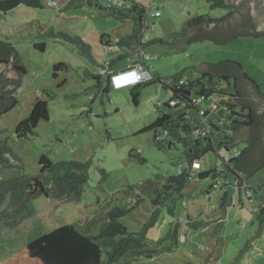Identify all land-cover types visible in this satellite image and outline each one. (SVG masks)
Listing matches in <instances>:
<instances>
[{
  "label": "rangeland",
  "instance_id": "obj_1",
  "mask_svg": "<svg viewBox=\"0 0 264 264\" xmlns=\"http://www.w3.org/2000/svg\"><path fill=\"white\" fill-rule=\"evenodd\" d=\"M69 1L0 0V39L14 45L26 68L16 90V106L0 116V145L13 149L22 165L10 158L13 166L0 168V179L37 174L42 154L52 161L89 162L88 182L79 201L62 203L41 195L30 201L26 214L15 218L20 221L14 227L0 226V264H38L25 256L30 240L64 224L88 226L96 233L106 219V204L138 194L144 198L141 206L122 222L129 231L139 232L153 211L148 198L151 186L160 188L166 177L188 165L182 141L162 136L158 128L165 143L159 147L154 130L142 131L163 112L173 114V108L157 106L170 98V90L154 82L141 89L134 104L131 84L115 86L106 80L113 71L130 67V59L124 57L107 67L106 61L117 53L108 51L99 37L102 33L113 38L129 34L132 20L108 16L86 3L68 6ZM139 1L148 5L147 35L166 42L147 48L158 55L153 62L155 74L170 76L183 71L184 78L192 80L200 76L195 70L200 63L233 60L264 93V35L239 36L225 43L206 39L176 47L171 34L187 19L220 17L226 11L211 9L205 0ZM97 2L110 6L107 0ZM156 10L160 14L153 17ZM51 33L80 37L90 46L93 60L84 57L73 42L54 39ZM39 42L45 43L44 51L33 47ZM58 62L65 66L54 77L53 66ZM97 75L99 81L94 78ZM37 99L47 101L48 120L38 122L34 135L17 138L16 125L28 116ZM196 118L203 123L201 117ZM181 135L188 137L184 131ZM236 146L241 150L248 143L239 141ZM231 155L232 148L223 147L203 155L198 172L186 181L176 200L159 205L157 220L142 241L144 246L128 251L116 264H264V221L258 217L264 206V167L250 177L259 188L252 189L251 201L244 193L240 201L239 194L234 200L231 185L224 190L215 187L217 182L223 185L229 174L199 175L221 171L223 157Z\"/></svg>",
  "mask_w": 264,
  "mask_h": 264
},
{
  "label": "trees",
  "instance_id": "obj_2",
  "mask_svg": "<svg viewBox=\"0 0 264 264\" xmlns=\"http://www.w3.org/2000/svg\"><path fill=\"white\" fill-rule=\"evenodd\" d=\"M205 1L211 9H224L225 14L220 17L198 15L187 19L182 23L179 31L171 34L174 39L173 43H177L176 47L206 39L215 43H225L239 36L264 35V0H256L254 7L246 8V5H235L227 0ZM75 3L95 6L106 15L120 20L126 18L132 20L131 32L125 36L113 38L106 33L100 35V42L106 47L113 46L110 52L117 53L116 57L106 61L107 67H111L124 57L130 59L129 64L132 65L140 59L141 52L154 54L147 48L166 43L161 38H151L147 35L146 31L150 29L146 22L147 3L139 0H123L121 5L108 2L110 6L102 7L97 0H70L68 6ZM153 17L158 16L153 15ZM51 35L54 39L61 38L73 42L84 57L93 60L90 46L80 37H70L63 33L57 35L51 33ZM33 47L44 51L45 43H34ZM157 59L151 62L152 78L133 85L130 95L133 103L137 104L141 89L154 82H159L163 88L170 90V98L163 103L159 102L157 106L173 108V114L163 112L142 131L154 130L155 141L159 147L165 146V143L164 140H160L158 128H161L162 136L172 135L174 141H182L185 144L187 167L166 177L160 188L151 186L153 188L149 190L148 198L153 211L150 219L143 223L139 232L129 231L122 222L124 217L141 206L144 198L138 194L130 199L106 204L107 209L104 211L106 219L101 222V227L96 233H91L88 226L77 228L74 224H64L30 240L25 246V256L30 260L29 262L116 264L128 251L141 249L144 246L142 241L148 228L153 226L157 220L159 205L167 203L168 200L174 202L186 181L198 172L192 167L193 162H198L210 151L217 152L220 147L233 150L237 147L236 136L243 129L248 128L252 132L257 128L258 118L249 99L244 97L241 86L252 84L261 98H264V93L260 92L257 83L245 73L239 62L221 60L216 63H205L204 67L198 70L200 76L189 80L184 78L183 71L170 76L155 74L153 62ZM64 66L63 62L56 63L53 66V76L56 77L57 72ZM119 72L120 70L113 71L112 74L106 76L108 84L112 83V77ZM25 73L26 68L14 45L6 39H0V116L16 106V90ZM241 77L248 83H243ZM94 78L99 81L98 75ZM166 80H169V83H166ZM181 80L182 83L179 84ZM107 91L106 88L105 92ZM44 93L49 97L53 95L47 90ZM200 97H202L201 101L195 103L193 99ZM201 110L203 113L200 112ZM197 116L201 117L202 124L197 121ZM40 120H48V106L44 99H37L28 116L19 121L14 130L15 136L28 138L34 135V129ZM192 122L196 126H193ZM195 128L207 129L208 135L196 138ZM182 131L188 134V137L182 136ZM257 135L259 136L258 133ZM253 137V134L252 137L250 135L248 146L240 150L239 156L231 158L227 164L224 163L223 171L213 169L206 173L201 172L199 175L214 178L219 172L226 173L224 176L240 172L252 185L253 191H258L257 185L250 182V177L264 167V155L253 154ZM257 142L259 143V139ZM224 157L223 161H225ZM10 158L15 160L18 166L22 165L21 157L13 149L6 144L0 145V168L12 167ZM88 164L89 162L81 163L71 160L52 161L42 154L38 160L39 172L37 174L20 173L13 178L0 179V226L14 227L20 221L15 218L26 214L29 211L30 201L41 195L52 197L62 203L79 201L89 178ZM168 212L173 214L170 207H168ZM258 217L261 222L264 221V206Z\"/></svg>",
  "mask_w": 264,
  "mask_h": 264
},
{
  "label": "built area",
  "instance_id": "obj_3",
  "mask_svg": "<svg viewBox=\"0 0 264 264\" xmlns=\"http://www.w3.org/2000/svg\"><path fill=\"white\" fill-rule=\"evenodd\" d=\"M108 1L114 2L117 5H121L123 0H108ZM50 6L53 7L55 6V4L52 3ZM159 14L160 13L157 10L153 13V15L155 16H159ZM113 48H114L113 46H107L108 51H112ZM140 55H141L140 59L136 63L130 65V67H128L129 69L121 70L119 73H117L112 77V83L115 86L127 85V84H131V86H133L136 83L147 81L152 78L153 66L151 62L154 59H157V55L144 53V52H141ZM122 76H125L126 78H123ZM166 83H169V80H166ZM181 83L182 80L179 82V84ZM201 98L202 97L193 100L195 103H198L199 101H201ZM200 112L203 113L202 110ZM194 131L196 134V138L199 136L205 137L208 135V130L205 128H195ZM239 154H240V149L234 147L232 150V155L230 157H224L225 161L223 162L227 164L231 158L237 157L239 156ZM192 167L198 171L199 162L196 161L193 162ZM221 171H223V168L221 169ZM219 173L226 174L224 172H219ZM224 180L225 182L223 185H220V183L217 182L218 184H216L215 187H219L220 189L224 190L227 185H231L233 189H235V193L243 192L250 201L252 200V189H253L252 185H250V183L247 181V179L244 177L242 173L236 172L235 174L230 175V177H225Z\"/></svg>",
  "mask_w": 264,
  "mask_h": 264
},
{
  "label": "water",
  "instance_id": "obj_4",
  "mask_svg": "<svg viewBox=\"0 0 264 264\" xmlns=\"http://www.w3.org/2000/svg\"><path fill=\"white\" fill-rule=\"evenodd\" d=\"M231 3H234L235 5H246V7H254V4L257 2L256 0H227ZM214 42V41H213ZM215 43V42H214ZM186 44L182 45L181 47L185 46ZM205 63H200L198 67L195 69L198 71L200 68H203ZM129 68H126L124 70H127ZM241 81L243 83H248L244 78L241 77ZM241 90L243 92L244 97L249 99L250 104L253 107V110L256 113V116L258 118L259 124L257 125V128L252 132L251 130H248V128L243 129V131L236 136L235 142L238 141H244L248 143V140L250 138V135L252 137L253 134V154L256 156L264 155V98H261L257 95L256 90L254 89L252 84H244L241 86ZM259 134V136L257 135ZM259 137V138H258ZM256 139V140H255ZM259 139V143L257 140ZM249 144V143H248Z\"/></svg>",
  "mask_w": 264,
  "mask_h": 264
},
{
  "label": "crops",
  "instance_id": "obj_5",
  "mask_svg": "<svg viewBox=\"0 0 264 264\" xmlns=\"http://www.w3.org/2000/svg\"><path fill=\"white\" fill-rule=\"evenodd\" d=\"M25 3H26V4H31V3L27 2V1H26ZM123 70H124V69H123ZM154 73H155V71H154ZM233 194H234V193H233ZM238 194H239V198H238V200L240 201L243 192H239V193L237 192V193H235V194L233 195L232 198L236 199V197L238 196ZM226 195H227V194H226ZM228 198L231 199L229 195H228ZM236 200H237V199H236Z\"/></svg>",
  "mask_w": 264,
  "mask_h": 264
}]
</instances>
